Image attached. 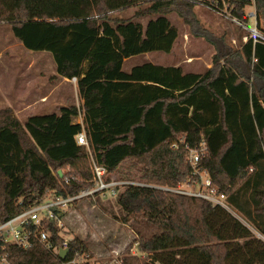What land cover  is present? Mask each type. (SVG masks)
I'll return each mask as SVG.
<instances>
[{"label":"trees","instance_id":"trees-1","mask_svg":"<svg viewBox=\"0 0 264 264\" xmlns=\"http://www.w3.org/2000/svg\"><path fill=\"white\" fill-rule=\"evenodd\" d=\"M208 3L248 19L250 0ZM197 6L184 0H0V25L9 24L24 48L51 53L58 77L77 79L82 102L30 116L24 124L12 108L0 110L1 221L53 194L69 198L92 188L89 153L75 140L79 133L85 132L95 161L107 170V182L139 179L170 189L187 182L189 151L205 144L201 169L245 223L201 198L125 186L116 196L115 217L132 224L137 239L123 253L124 262L264 264V240L256 234L264 236V43L250 39L234 52L196 28ZM173 12L216 45L212 68L186 73L181 66L146 62L124 71L133 57L172 53L179 38L169 18ZM256 15L259 26L264 24V0H256ZM80 114L83 125L76 123ZM241 117L252 130L249 142L233 129L232 120ZM128 163L136 174L130 170L122 177ZM44 229L55 245L62 242L54 221ZM135 245L139 254L132 253ZM69 249L93 257L78 236ZM5 251L11 264L69 261L38 241L27 250L8 245Z\"/></svg>","mask_w":264,"mask_h":264},{"label":"rangeland","instance_id":"rangeland-1","mask_svg":"<svg viewBox=\"0 0 264 264\" xmlns=\"http://www.w3.org/2000/svg\"><path fill=\"white\" fill-rule=\"evenodd\" d=\"M145 5L149 4L146 3L141 6ZM141 6L129 9L126 14L133 15ZM245 12L256 14V4L246 7ZM193 16L197 22V29L202 28L211 39L224 42L234 52H241L244 45L251 39L248 32L237 27L226 16L219 15L216 11L205 6L198 5L195 7ZM169 18L179 32V38L172 53L156 52L133 57L124 65V71L129 72L133 66L146 62L165 67L181 66L186 73L203 74L212 68V60L217 53L216 45L205 36L195 33L178 13H171ZM256 19L257 15L248 17L246 23L250 27H254ZM142 23L145 25L147 20H142ZM258 27L259 32L264 35V24ZM56 69V62L51 53L34 52L24 48L15 39L9 24L0 25V110L13 107L16 115L15 112L24 108L25 105L21 107L20 104L15 105L14 101L18 102V100L13 97L26 96V90L29 87L37 88L39 91L41 89L39 93H44V96L50 94L54 86L57 87L60 82L64 81L58 77ZM59 96L61 104L77 107L82 105L77 91V83L65 80L47 102H39L30 110L20 113L19 117L22 123L24 124L33 115L58 112L60 105L53 103L55 97ZM242 113L244 112H240L239 115ZM241 119L242 121L232 120L233 129L242 141L249 142L252 134L251 127L246 123L245 117H241ZM130 166L131 164L128 163L122 168V177L128 176L130 170L133 171L134 175L136 174L134 168ZM136 180L138 183L139 179ZM230 210L232 214L245 223L240 215L232 209ZM119 215L120 208L116 204V196H107L106 198L96 196L83 199L71 205L64 214V233L69 239L78 236L87 241L93 255L91 260L100 264H107L114 260L118 254L123 256L125 250L133 245L137 239L132 224L124 225L115 217ZM142 230L150 234L148 229L143 228ZM256 234L264 240V236ZM132 253L139 254L136 245Z\"/></svg>","mask_w":264,"mask_h":264},{"label":"built area","instance_id":"built-area-1","mask_svg":"<svg viewBox=\"0 0 264 264\" xmlns=\"http://www.w3.org/2000/svg\"><path fill=\"white\" fill-rule=\"evenodd\" d=\"M184 1H188L199 6H205L216 11L219 15L226 16V18L237 27L248 32L251 36V39H253L255 43H264V35L259 32V25L257 21H255L254 27H250L248 23L242 22L238 18L233 17L227 7L224 9H216L210 3H208V0ZM250 1V6L256 4V0ZM246 15H248V17H254L256 14L246 13ZM72 82L77 83V79H73ZM75 140L78 146L85 147L89 153L90 168L93 175L92 188L82 191L78 196L69 198H61L56 194H53L45 202L33 206L29 210H26L7 221L0 220V264H11L9 254L5 251L8 245L27 250L33 246L35 241L41 243L49 252L60 257L62 250L69 249V243L71 240V238H67L66 234L64 233V214L67 212L69 207L80 200L94 198L96 196L103 198H106L107 196H117L118 190H121L125 186L129 185L146 188H157L180 195L201 198L211 202L215 206H221L222 208L231 212L227 197L217 192V190L212 185V180L209 174L200 167L202 158L207 155V148L205 144H202L199 149L189 151L188 158L190 164V176L187 182L179 186L177 189H170L154 187L144 183L119 181L115 177H112L111 180L107 182L106 178L108 176V172L104 167L99 166L95 161L91 153L85 132L76 135ZM53 221L56 223L58 229H60L59 235L63 239L58 245H55L51 241V233L44 229L45 223H50ZM68 259V264H100L98 262H93L91 257L76 251L73 254L69 252L65 260ZM107 264H125L124 257L118 254L114 260Z\"/></svg>","mask_w":264,"mask_h":264},{"label":"crops","instance_id":"crops-1","mask_svg":"<svg viewBox=\"0 0 264 264\" xmlns=\"http://www.w3.org/2000/svg\"><path fill=\"white\" fill-rule=\"evenodd\" d=\"M126 62H125V64H126ZM63 80H64L63 82H60V84H58L59 86H57V87L54 86L55 88L53 87V90L50 92V94H47L45 96L43 95L44 93H41V94L39 93V92H41V89L39 91V89H37V88L29 87V89L26 90V96H23L21 98L13 97L14 99L18 100V102L14 101L15 105H17V104L19 105L20 104L19 105L20 107L25 105L24 108H22L19 111L15 112L16 116L20 119V117H19L20 113H23V112H25L27 110H30L34 105L38 104L39 102H47L48 99L51 98L52 95L58 90V88H60V86L65 82V80H67L69 82L70 81L72 82V80H68V79H65V78H63ZM77 91H78V86H77ZM11 96H13V95L11 94ZM53 104L54 105H58V106L60 105L59 110L62 107L68 106V105H64V103L63 104L60 103V96L59 97H55ZM8 108H12L13 109V107H8ZM59 110H58V112H59ZM58 112H54V113H58ZM76 123H79V124L83 125L84 118H83L82 114L79 115V117L76 120Z\"/></svg>","mask_w":264,"mask_h":264},{"label":"water","instance_id":"water-1","mask_svg":"<svg viewBox=\"0 0 264 264\" xmlns=\"http://www.w3.org/2000/svg\"><path fill=\"white\" fill-rule=\"evenodd\" d=\"M60 175H62L61 172H59ZM70 250L69 249H66V250H62L61 253H60V257L61 259L65 260L69 254Z\"/></svg>","mask_w":264,"mask_h":264}]
</instances>
